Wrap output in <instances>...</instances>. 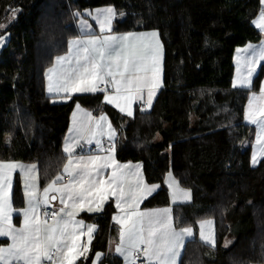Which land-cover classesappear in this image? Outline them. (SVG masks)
I'll list each match as a JSON object with an SVG mask.
<instances>
[{"label": "trees", "instance_id": "trees-1", "mask_svg": "<svg viewBox=\"0 0 264 264\" xmlns=\"http://www.w3.org/2000/svg\"><path fill=\"white\" fill-rule=\"evenodd\" d=\"M104 5L122 15L113 31L153 29L161 43L162 86L153 105L136 107L132 117L104 103L102 94L56 102L45 91L46 70L79 34L75 12ZM260 8V0H0V36L6 35L0 45V161L35 163L43 188L66 160L62 143L74 105L104 113L117 130L116 159L140 162L145 180L159 185L142 207L169 205L164 177L171 172L191 192L190 201L172 205L173 216L183 218L180 227L213 220L215 247L189 238L178 264H263L264 159L250 165L255 130L244 121V107L264 63L251 89L231 83L235 49L260 40L252 23ZM11 195L20 207L17 174ZM113 212L110 200L102 214L81 213L97 225L92 257L115 232ZM228 235L233 240L224 246Z\"/></svg>", "mask_w": 264, "mask_h": 264}, {"label": "snow or ice", "instance_id": "snow-or-ice-1", "mask_svg": "<svg viewBox=\"0 0 264 264\" xmlns=\"http://www.w3.org/2000/svg\"><path fill=\"white\" fill-rule=\"evenodd\" d=\"M260 3V15L253 23L264 31V0ZM114 14L112 7L96 10L93 19L101 34L90 33L68 41L67 53L55 56L45 73L47 91L65 101L77 93L103 94L104 103L132 117L133 104L151 107L161 87L162 47L156 31L113 35ZM79 27L83 31L91 25L80 19ZM3 40L0 36V43ZM249 49H253L251 56L239 55ZM236 51L233 87L251 89L258 71L257 56L264 59V46L259 54L252 45ZM244 117L258 129L253 147L258 145L259 152L254 150L251 157L256 164L258 157L264 156V81L260 83L259 93L250 92ZM69 132L72 135L66 138L63 148L67 154L63 165V172L69 178L67 183L57 174L40 193L36 164L0 161V238L7 239V243H0V264H77L89 259L91 264H98L101 253L90 256L96 225L86 224L77 217L80 213L102 214L110 200L115 201L117 210L112 219L120 226L115 251L124 264H138L141 257L142 264H178L186 238L192 237L193 229L180 227L183 218L174 217L171 208L140 210L141 201L158 186L145 182L140 164L133 167L117 161V130L103 114L94 117L76 104ZM102 137L109 141L107 148ZM81 141L88 144L95 141L97 153L75 155ZM17 170L24 178L25 187V206L20 209L13 207L11 197L13 173ZM169 188L174 201L191 199V192L175 181ZM57 200L62 207L49 214L47 209ZM14 212L22 217L19 227L13 223ZM212 225L211 219L199 221L200 240L215 247L217 239Z\"/></svg>", "mask_w": 264, "mask_h": 264}, {"label": "crops", "instance_id": "crops-1", "mask_svg": "<svg viewBox=\"0 0 264 264\" xmlns=\"http://www.w3.org/2000/svg\"><path fill=\"white\" fill-rule=\"evenodd\" d=\"M116 18H118V13H117V11H115V14H114V17H113V22H114V19H116ZM254 20V19H253ZM92 23H93V21H92ZM76 24H77V22H76ZM255 26V25H254ZM112 27H113V24H112ZM257 27V26H256ZM94 29L93 30H91V31H89V32H85V31H88V30H85V31H83V32H81V31H79V28H78V26H77V29H78V32H79V34L77 35V36H75V37H72V38H70L69 40H73V39H77V38H84L85 36H87L88 34H96V35H100L101 33H100V27L98 26V24H97V22L95 23L94 22V27H93ZM259 29V28H258ZM260 30V29H259ZM151 31H156V30H153V29H147V30H135V31H123V32H116V31H112V34L113 35H117V34H123V33H126V32H151ZM157 32V31H156ZM105 34H107V33H105ZM3 38H4V40H3V43L5 42V40H6V36H3ZM159 38V37H158ZM68 40V41H69ZM3 43H2V45H3ZM161 44V43H160ZM249 44V43H248ZM244 46H246V45H244ZM243 46V47H244ZM67 51H68V45H67V50L63 53V54H61V55H64V54H66L67 53ZM249 51H250V49H249ZM249 51H248V53H249ZM54 62V61H53ZM52 66V65H51ZM50 66V67H51ZM261 66V65H260ZM49 67V68H50ZM259 68H257V70H258ZM47 71V70H46ZM46 73V72H45ZM160 80H161V86H162V59H161V74H160ZM261 81H263V80H261ZM261 81H260V83H261ZM239 87V86H238ZM259 89H260V84H259V86H258V88H257V90H252L251 92H256V93H259ZM159 90V89H158ZM157 90V91H158ZM45 91H46V94L47 95H49V96H51L52 97V99H53V101H56V102H62V101H65V100H63L62 98H60V97H57V96H55L54 94H50V93H48V91H47V80H46V78H45ZM77 94H82V93H77ZM103 95V94H102ZM249 96H250V94H249ZM248 102H249V97H248V99H247V102H246V104H245V107L248 105ZM108 105H110V104H108ZM111 107H113L114 109H116L118 112H120L119 111V109L118 108H116V107H114L113 105H110ZM81 107V109L83 110V111H85V112H91L92 113V115L94 116V117H99L101 114H103L106 118H107V121L110 123V120L108 119V117L104 114V113H98V114H94L92 111H90V110H88V109H86V108H84V107H82V106H80ZM136 107H140L141 109L143 108V106L141 105V104H139V103H134L133 104V112H134V110H135V108ZM245 107H244V109H245ZM76 109V104L74 105V107L72 108V111H71V113H70V118H69V124H68V128H67V130H66V133H65V136H64V140H63V143H62V151H63V148H64V146H65V140H66V138L67 137H70L72 134L69 132V129H70V127H72V113H73V111ZM144 109H148V108H144ZM121 113V112H120ZM123 114V113H122ZM124 115H126V114H124ZM244 121L247 123V124H249V125H252L253 127H254V130H255V134H254V139L252 140V142H251V151H250V165L251 166H255L261 159H264V156H259L258 157V161H257V163L256 164H253L252 163V159H251V157H252V153H253V151L255 150V151H257V152H259V146L257 145L256 146V148L254 149V145H256V141H257V132H258V129H257V127H256V125L255 124H250L248 121H246L245 120V117H244ZM101 139H106L107 140V138L106 137H102ZM108 141V140H107ZM109 142V141H108ZM96 149V150H95ZM64 153V152H63ZM93 153H97V145L95 144V141H93L91 144H88V143H84L83 141H81V144L80 145H77V148H76V152H75V155H77V156H79V155H89V154H93ZM66 156H67V154L66 153H64ZM116 158V157H115ZM118 161V160H117ZM4 162H7V161H4ZM16 162H20V161H16ZM67 162V157H66V160H65V162H64V164ZM119 163H121V164H130V165H132L133 167H135V165L136 164H140V166H141V172H142V174H143V176H144V172H143V167H142V164L140 163V162H130V161H127V162H120V161H118ZM20 163H22V164H26V165H30V164H35V163H26V162H20ZM169 173H171V172H167L166 174H165V177H164V185L166 186V188H167V191H168V196H169V205H162V206H152V207H142V202H143V200L141 201V203H140V210L141 211H143V210H155V209H163V208H171L172 209V205H174V204H177V203H184V202H188V201H190V200H188V201H184L183 199H176L175 201H174V198H173V196H172V189H170L169 188V184L170 183H172L173 181H175V183H177V184H179L178 183V181H177V179L173 176V174L171 173V175H169ZM15 174H17L18 175V177H19V179H20V185H21V191H22V205L20 206V207H14L15 209H20V208H23L24 206H25V195H24V193H25V187H24V178H23V176L21 175V173L19 172V170H17V171H15L14 173H13V181H14V176H15ZM60 175L62 176V182L63 183H67L68 182V176L63 172V166H62V168H61V171H60ZM37 176H38V167H37ZM144 179H145V176H144ZM145 182L147 183V184H149V185H151V184H155V185H157V186H159L157 183H148L146 180H145ZM179 186L181 187V188H183V189H186V188H184V187H182L180 184H179ZM37 188H38V190H39V192L40 193H42V191H43V188H41L40 186H39V183H38V180H37ZM158 188V187H157ZM157 190V189H156ZM155 190V191H156ZM188 190V189H187ZM155 191H153L151 194H153ZM11 194H12V191H11ZM150 194V195H151ZM150 195H148V196H150ZM148 196H146L145 197V199L148 197ZM11 197H12V195H11ZM112 201V203H113V206H114V212H113V214H112V217H113V215L114 214H116L117 213V210H116V208H115V201L114 200H111ZM52 209H55V210H59V208L60 207H62V205H60L59 204V201L57 200V201H54V202H52ZM112 217H111V220H112V222H113V224H114V227H115V232L109 237V240H108V244H107V247H106V249L104 250V251H97V252H100L101 253V259H100V261H98V264L101 262V260L104 258V261H103V264H124V262H123V258L121 257V256H119L117 253H116V251H115V249H116V245L119 243V229H120V226L118 225V224H116L114 221H113V219H112ZM78 219H83L82 218V216H81V213L79 214V216L77 217ZM21 219H22V217H20L19 216V214L17 213V212H14L13 213V223H14V225L15 226H17V227H19V225H20V223H21ZM84 221H85V223L86 224H90V223H94L93 221H86L85 219H83ZM204 220V219H203ZM95 225H96V223H94ZM189 227H191V226H189ZM96 229H97V225H96ZM192 229H193V235H192V237H198L199 239H200V226H199V221H198V223H197V225H196V227L194 228V227H192ZM212 230L214 231V229H213V225H212ZM96 232V231H95ZM94 232V233H95ZM93 236H94V234H93ZM229 236V235H228ZM228 236H226L225 238H224V241H225V239L228 237ZM192 237H189V238H192ZM189 238H186V240L187 239H189ZM4 239H6V238H4ZM82 239H86V237H82ZM7 240V239H6ZM224 241H223V244H224ZM96 254V253H95ZM95 254H94V256H95ZM93 256V257H94ZM180 258V257H179ZM178 262H179V259H178Z\"/></svg>", "mask_w": 264, "mask_h": 264}, {"label": "rangeland", "instance_id": "rangeland-1", "mask_svg": "<svg viewBox=\"0 0 264 264\" xmlns=\"http://www.w3.org/2000/svg\"><path fill=\"white\" fill-rule=\"evenodd\" d=\"M260 6H261V3H260ZM106 7H112L113 9H114V13H115V8L113 7V6H111V5H104V6H99V7H95V8H84V9H82V10H80V11H76L75 12V14L77 13V12H79V13H83L84 15L83 16H79V15H76V17H77V26H78V28H79V31H81V29H80V27H79V20L80 19H85V20H87L88 21V23L91 25V27L90 28H86V29H84L83 31H85V30H88V31H85V32H89V31H91V30H93L94 28V22L96 23V20L95 19H93V16L95 15V12H96V10H99V9H104V8H106ZM262 7V6H261ZM260 11H261V8H260V10H259V12H258V14L254 17V20H257V18L259 17V15H260ZM89 13H91V14H89ZM122 15L120 14V15H118V18H120ZM9 18V17H8ZM254 20H252V23H253V21ZM92 21H93V23H92ZM5 22V20H3L2 21V24ZM253 25H255L256 26V24H254L253 23ZM99 26V25H98ZM258 28V27H257ZM260 29V28H259ZM83 31H81V32H83ZM260 33H261V37H260V40L258 41V42H250L249 44L247 43V44H245L246 46L247 45H252L253 46V48L256 50V52H257V54H259V51H260V49H261V47L262 46H264V44H262V42H264V31H262L261 29H260ZM4 36H6V35H4ZM2 43H0V45H1ZM246 46H240V47H237L236 49H235V51H234V55H233V65H234V69H233V76H232V81H233V78L236 76V68H237V65H236V60H235V57H237V49L238 48H240V49H244ZM249 51V50H248ZM248 51L247 52H241L239 55L241 56V57H249V56H251L252 55V52H253V49H250V51H249V53H248ZM257 58H258V63H257V68H259V66L261 65V64H263L264 62H263V60L262 59H259V57L257 56ZM261 80H263L264 81V75H263V78L261 79ZM232 81H231V83H232ZM232 86H233V83H232ZM212 227V226H211ZM232 240H233V236L232 235H229L226 239H225V241H224V246L226 245V241H230V243L232 242ZM230 243H228L227 244V246L230 244ZM264 264V263H263Z\"/></svg>", "mask_w": 264, "mask_h": 264}, {"label": "built area", "instance_id": "built-area-1", "mask_svg": "<svg viewBox=\"0 0 264 264\" xmlns=\"http://www.w3.org/2000/svg\"><path fill=\"white\" fill-rule=\"evenodd\" d=\"M262 60L264 62V59H262ZM102 143H103V145H104L105 148H107L109 146V142L106 139H102ZM52 210H53L52 207H49L47 209V211L49 212V214L51 213ZM142 260H143V258L141 257L140 260L138 261V264H142Z\"/></svg>", "mask_w": 264, "mask_h": 264}]
</instances>
